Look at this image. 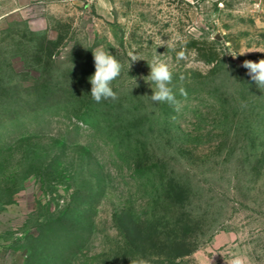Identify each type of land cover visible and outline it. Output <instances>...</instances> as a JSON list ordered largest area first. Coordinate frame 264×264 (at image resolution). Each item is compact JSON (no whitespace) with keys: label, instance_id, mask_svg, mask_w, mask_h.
<instances>
[{"label":"rangeland","instance_id":"1","mask_svg":"<svg viewBox=\"0 0 264 264\" xmlns=\"http://www.w3.org/2000/svg\"><path fill=\"white\" fill-rule=\"evenodd\" d=\"M100 46L124 70L97 103ZM253 50L264 0H0V264H264ZM156 54L179 110L150 99Z\"/></svg>","mask_w":264,"mask_h":264},{"label":"clouds","instance_id":"2","mask_svg":"<svg viewBox=\"0 0 264 264\" xmlns=\"http://www.w3.org/2000/svg\"><path fill=\"white\" fill-rule=\"evenodd\" d=\"M161 46L171 48L173 51L175 50L174 43L166 45L162 42ZM250 52L261 51L253 50ZM243 54L244 53L240 55ZM92 55L95 67L94 74L89 78L91 84L90 95L92 99L97 103H100L103 100H117L118 94L114 91L112 85L113 82L121 76V73L124 70V65L110 51L102 46L93 49ZM176 59L177 61L186 59L185 52H177ZM137 60L142 59H139L134 55L131 57L132 62ZM148 65L150 67V73L147 77H144V79L155 86L150 99L154 103H167L170 106H173L176 110H179L181 102L177 99V96L173 91L172 83L174 74L169 64L162 60L160 55L156 54L153 57L152 62ZM241 67L247 70V75L256 87L264 92V59H260L259 61L244 60ZM179 91L181 96L185 98L187 97V92L183 88ZM242 107H246V105L242 103ZM131 264H149V262L144 258H137L133 259ZM226 264H249V260L244 255L234 253L232 257L226 261Z\"/></svg>","mask_w":264,"mask_h":264},{"label":"trees","instance_id":"3","mask_svg":"<svg viewBox=\"0 0 264 264\" xmlns=\"http://www.w3.org/2000/svg\"><path fill=\"white\" fill-rule=\"evenodd\" d=\"M173 244L174 245H179V242L175 239L173 240ZM189 254L188 253H184V254H179L178 256H174V257H169V258H166L164 259L166 262H171V263H175L176 262V259H184V257L188 256Z\"/></svg>","mask_w":264,"mask_h":264}]
</instances>
